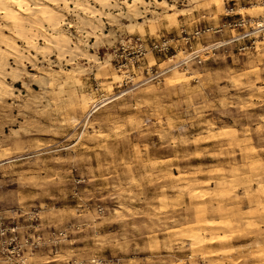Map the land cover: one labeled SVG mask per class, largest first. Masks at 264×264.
<instances>
[{
    "label": "rangeland",
    "instance_id": "374dc122",
    "mask_svg": "<svg viewBox=\"0 0 264 264\" xmlns=\"http://www.w3.org/2000/svg\"><path fill=\"white\" fill-rule=\"evenodd\" d=\"M69 1L88 4L56 7L70 52L39 40L19 74L7 55L0 264H264L259 36L245 53L222 48L136 83L182 57L181 29L218 24L230 7L264 17V0ZM135 37L172 50L119 70Z\"/></svg>",
    "mask_w": 264,
    "mask_h": 264
},
{
    "label": "built area",
    "instance_id": "2783aa9c",
    "mask_svg": "<svg viewBox=\"0 0 264 264\" xmlns=\"http://www.w3.org/2000/svg\"><path fill=\"white\" fill-rule=\"evenodd\" d=\"M225 18L218 24L204 25L199 28H195L192 31L181 29L179 32L178 41L181 42L180 53L182 57L174 60V56L168 58L167 65L159 72L153 73L152 67L147 66L144 68L145 73L141 78L136 81L137 85H143L145 83L153 81L156 77L167 74L174 69L182 68L190 62L201 63L211 52H216L222 48L236 47V50L240 53H245L250 49L256 47L258 42L255 35L259 36L261 43L264 44V17L246 18L241 14L236 15L234 8L230 7L225 9ZM237 32V33H236ZM220 36L224 37L222 40H217L208 46H202L198 48L197 42L201 40L203 36ZM172 39H160L153 41L150 45L139 37L130 38L128 48L131 51L128 52L124 59H127L126 63H119L118 69L129 71L133 67L140 68V62L145 58L149 52L166 55L172 50Z\"/></svg>",
    "mask_w": 264,
    "mask_h": 264
},
{
    "label": "bare ground",
    "instance_id": "6f19581e",
    "mask_svg": "<svg viewBox=\"0 0 264 264\" xmlns=\"http://www.w3.org/2000/svg\"><path fill=\"white\" fill-rule=\"evenodd\" d=\"M94 1L100 2L101 0H94ZM139 1L142 2L143 0L142 1L132 0V3L136 4ZM72 2L73 1H69V0H0V94L1 96L3 92H6L7 89L6 69L8 68L9 65V63L7 62L8 60L7 55L12 56L11 59L12 64H15V68L14 67L13 68L14 70H16V72L14 74H19L18 70L24 60L23 59L24 56L27 54L26 53L24 55V51H25L24 49L36 50L38 48V46L36 48L37 45L36 42H38L39 40L45 41L47 45L52 48H59L62 50L64 49L70 52L71 49H69L68 44L64 43L68 37L65 39H61L59 34L58 37L54 36V34L58 32L57 28L59 26L61 19L60 17L59 22L58 19L57 20L55 19L56 16H59L56 14V10H58L56 7H58L60 4L68 6V4H71ZM84 4L83 3L78 4L76 2H73L72 10L81 12L82 10L85 9V5H88V4L85 5ZM87 7L88 6H86V8ZM88 10H91V13L95 15L100 14L97 7L95 8L92 6L90 8L89 6ZM43 21H47V25H42ZM42 29L52 33H50V35L47 36V33ZM44 32L46 34H44ZM5 33H8L9 35ZM9 74L10 72L8 73V75ZM258 183L260 185L259 187L264 192L263 181L260 180Z\"/></svg>",
    "mask_w": 264,
    "mask_h": 264
}]
</instances>
